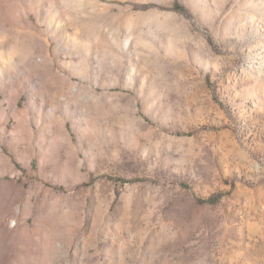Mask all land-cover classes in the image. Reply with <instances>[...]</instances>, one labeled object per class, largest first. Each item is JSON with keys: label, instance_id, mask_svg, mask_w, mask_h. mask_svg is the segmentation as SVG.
Segmentation results:
<instances>
[{"label": "rangeland", "instance_id": "374dc122", "mask_svg": "<svg viewBox=\"0 0 264 264\" xmlns=\"http://www.w3.org/2000/svg\"><path fill=\"white\" fill-rule=\"evenodd\" d=\"M0 264H264V0H0Z\"/></svg>", "mask_w": 264, "mask_h": 264}]
</instances>
